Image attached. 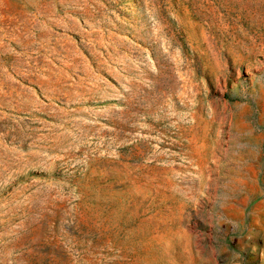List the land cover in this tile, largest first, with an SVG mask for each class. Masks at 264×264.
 <instances>
[{
	"label": "rangeland",
	"instance_id": "obj_1",
	"mask_svg": "<svg viewBox=\"0 0 264 264\" xmlns=\"http://www.w3.org/2000/svg\"><path fill=\"white\" fill-rule=\"evenodd\" d=\"M0 264H264V0H0Z\"/></svg>",
	"mask_w": 264,
	"mask_h": 264
}]
</instances>
